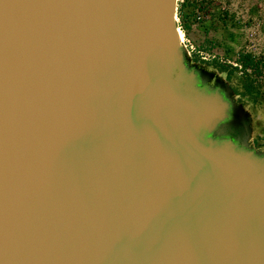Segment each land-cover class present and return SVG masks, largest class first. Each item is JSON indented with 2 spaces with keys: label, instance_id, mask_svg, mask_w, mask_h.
<instances>
[{
  "label": "water",
  "instance_id": "1",
  "mask_svg": "<svg viewBox=\"0 0 264 264\" xmlns=\"http://www.w3.org/2000/svg\"><path fill=\"white\" fill-rule=\"evenodd\" d=\"M176 11L0 0V264H264V158Z\"/></svg>",
  "mask_w": 264,
  "mask_h": 264
},
{
  "label": "rangeland",
  "instance_id": "2",
  "mask_svg": "<svg viewBox=\"0 0 264 264\" xmlns=\"http://www.w3.org/2000/svg\"><path fill=\"white\" fill-rule=\"evenodd\" d=\"M176 19L184 28L178 26L186 69L203 87L221 92L233 108L235 124L217 136L264 158V0H177ZM241 53L253 56V69L242 68ZM246 87L257 95L242 96Z\"/></svg>",
  "mask_w": 264,
  "mask_h": 264
},
{
  "label": "trees",
  "instance_id": "3",
  "mask_svg": "<svg viewBox=\"0 0 264 264\" xmlns=\"http://www.w3.org/2000/svg\"><path fill=\"white\" fill-rule=\"evenodd\" d=\"M180 13H181L180 11L177 13V17L179 20L181 19ZM178 26L181 27L182 30H184L182 25L178 24ZM238 61L244 70H251L256 66L255 59L253 58V56H251L248 53H241L239 55ZM214 68L217 69L218 71H220L221 73H227V70L223 66H219V65L215 64ZM241 95L245 96V97L252 98V97H255L257 95V93L254 91V89H250V88L246 87L245 92H243ZM238 131L240 132V130H238Z\"/></svg>",
  "mask_w": 264,
  "mask_h": 264
},
{
  "label": "bare ground",
  "instance_id": "4",
  "mask_svg": "<svg viewBox=\"0 0 264 264\" xmlns=\"http://www.w3.org/2000/svg\"><path fill=\"white\" fill-rule=\"evenodd\" d=\"M178 34H179V40H180V42L182 41V35H181V33L180 32H178ZM179 42V43H180Z\"/></svg>",
  "mask_w": 264,
  "mask_h": 264
}]
</instances>
